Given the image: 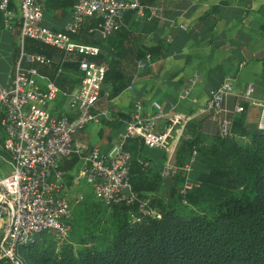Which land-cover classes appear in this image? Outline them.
Here are the masks:
<instances>
[{"label": "built area", "instance_id": "built-area-1", "mask_svg": "<svg viewBox=\"0 0 264 264\" xmlns=\"http://www.w3.org/2000/svg\"><path fill=\"white\" fill-rule=\"evenodd\" d=\"M43 1L0 0L3 29L11 31L17 25L20 39L10 76L6 84L0 86V223L3 234L0 246L5 245L7 249L1 250L9 256L15 253L17 242L32 234L47 231L59 236L66 234L65 223L70 220L71 208L84 199L82 193L68 196V186L83 183L89 187L93 200L107 206H129L134 201L128 185L132 155L123 144L135 139L145 148L165 152L174 128L187 121L174 113L165 127L157 131L156 121L162 117L159 106L153 103L154 113L145 114L136 102L118 134V141L107 151L74 144L72 139L77 132L97 123L98 116L105 118L106 113L95 114L93 109L108 93L103 91L105 67L88 60L98 55V48L77 43L71 36L81 29L85 20L96 19L95 26L87 32L102 41L118 30L124 14L130 12L137 21H149L160 8L139 0H73L69 20L60 30H52L41 24ZM24 39L56 50L60 58L54 62L41 54L23 52ZM73 55L81 58L77 65L78 84L72 90L59 88L37 71L40 67H53L57 78L63 74L65 59ZM148 57L146 55L144 61H148ZM144 61L138 62V67H144L147 63ZM230 91L229 81L221 83L211 91L203 109L215 121L220 138L229 133L230 120L223 116L222 106ZM57 98L65 101L66 113L49 112L48 106ZM257 128L264 129V104L259 105ZM194 155L192 151L188 163L181 168L186 173L191 171ZM71 156L77 159V165L67 175L60 169V163ZM135 161L142 169L149 167L146 160L136 158ZM177 170L170 158L165 159L159 175L166 177ZM138 212L142 216L152 215L146 201L138 205ZM136 220L135 216H130L131 222Z\"/></svg>", "mask_w": 264, "mask_h": 264}, {"label": "trees", "instance_id": "trees-1", "mask_svg": "<svg viewBox=\"0 0 264 264\" xmlns=\"http://www.w3.org/2000/svg\"><path fill=\"white\" fill-rule=\"evenodd\" d=\"M62 1L63 7L73 2ZM128 13L125 16L132 17ZM162 17L160 8L154 18L142 21L141 28L158 25ZM10 36L15 59L17 25ZM75 39L97 45L93 34L83 31ZM23 49L49 58L56 55L29 39L23 40ZM80 58H66L64 73L55 79L51 71L49 76L56 85L71 90L78 84ZM88 60L99 63L101 55ZM113 64H108L104 74V82L113 84L111 95L123 88ZM196 124L190 127L200 125ZM188 127L184 125L181 134L190 133V137L179 139L173 155L178 168L175 174L164 178L149 168L142 169L135 157L144 147L129 140L124 149L132 155L128 185L134 201L129 206H107L84 198L71 208L64 236L47 231L17 242L18 264H264V129L230 122L228 136L220 138L215 132L206 139ZM192 151L191 171L186 173L181 168ZM160 155L164 160V154ZM75 163L71 156L60 169L70 170ZM143 201L151 216L138 212ZM130 216L137 220L131 222Z\"/></svg>", "mask_w": 264, "mask_h": 264}, {"label": "crops", "instance_id": "crops-1", "mask_svg": "<svg viewBox=\"0 0 264 264\" xmlns=\"http://www.w3.org/2000/svg\"><path fill=\"white\" fill-rule=\"evenodd\" d=\"M44 2L45 0L43 13L46 6L49 7L52 18L44 20L42 13L41 24L52 30H60L69 20L70 7H63L65 2L62 0H47L46 6ZM139 2L158 6L163 10L164 17L156 26L150 25V28L146 25L141 28L142 21L135 20L133 16H125L129 14L126 13L119 22L121 29L118 33L102 41L93 34L97 45L90 46L97 47L98 54L101 55V62L97 64L103 65L106 71L108 64L113 62L121 77L123 88L111 95L113 84L103 82V91L108 93V97H101L93 112H104L106 116H98L97 123H91L77 132L73 136V143L107 151L118 141V134L129 119L132 105L136 102L140 103L145 114L154 113L153 103L159 106L162 117L156 121L157 131L162 130L171 115L177 113L187 118L184 125H189V131L195 133L196 130L208 139L216 132V126L210 114L203 109L211 91L225 81L231 83V91L223 100V116L237 125H257L259 105L264 104V0ZM96 22V19L85 20L79 31L90 35L87 30L93 28ZM5 31L2 26L0 62H5L8 70L6 79H0V86L7 82L18 56L17 52L16 58L13 59L10 36L12 30L8 33ZM78 32L73 34L71 39L80 43L75 39ZM16 42L19 51V36ZM21 46L23 49V41ZM47 48L56 54L50 57L56 62L60 58L59 53L50 47ZM146 55L149 56L148 61H144ZM140 61L147 63L140 68L137 65ZM37 71L55 84L54 75V79L49 76L53 67H40ZM65 87L68 88H59ZM128 87H131V90ZM186 91L187 94L184 95ZM48 109L54 115L67 112L65 101L60 98L51 103ZM195 123L200 125L190 127ZM183 126L174 128L167 148L172 163L179 139L183 136L189 138L191 135L189 133L182 136ZM162 153L165 160V152ZM136 158L148 161L151 172L159 173L164 164L162 155L147 152L145 147ZM69 159L62 160L60 166ZM76 165L77 159L70 170H61L70 175Z\"/></svg>", "mask_w": 264, "mask_h": 264}, {"label": "rangeland", "instance_id": "rangeland-1", "mask_svg": "<svg viewBox=\"0 0 264 264\" xmlns=\"http://www.w3.org/2000/svg\"><path fill=\"white\" fill-rule=\"evenodd\" d=\"M46 2H47V0H45V2H44V6H46L45 4H46ZM49 7H47L46 6V8H45V10H44V13H43V17H44V20H48V19H51L52 18V12L48 9ZM5 32H7L8 33V31H5ZM6 63L5 62H0V79H6V77H7V65H5ZM6 83H4L3 85L1 84V86H4ZM145 150L147 151V152H152V153H156V154H159V152L158 151H155V150H152V149H148V148H145ZM169 153H168V151L166 150L165 151V155H166V157H165V159H169V156L170 155H168ZM2 157L3 158H6V155L5 154H2ZM165 161V160H164ZM171 161V160H170ZM3 172H5L6 171V168H3V170H2ZM160 171H161V169H160ZM159 171V172H160ZM165 178V177H164ZM77 193H82V195L84 196V198L86 199V198H89L90 197V194H89V187L88 186H85V184H83V183H80V184H76V185H73V186H68V196H71V195H73V194H77ZM2 238H3V234H2V225H1V223H0V243L2 242ZM1 248L2 249H7L6 247H5V245H2V246H0V262L2 263V264H12V262L13 261H10L13 257H14V259H18L19 257H20V254H17L16 253V251H15V253L14 254H12L11 256H9V255H4L3 254V252H2V250H1ZM9 258H10V260H9ZM6 259H8V261L6 260ZM13 264H18V262L15 260L14 262H13Z\"/></svg>", "mask_w": 264, "mask_h": 264}, {"label": "water", "instance_id": "water-1", "mask_svg": "<svg viewBox=\"0 0 264 264\" xmlns=\"http://www.w3.org/2000/svg\"><path fill=\"white\" fill-rule=\"evenodd\" d=\"M12 261L14 262L15 260L12 258Z\"/></svg>", "mask_w": 264, "mask_h": 264}]
</instances>
